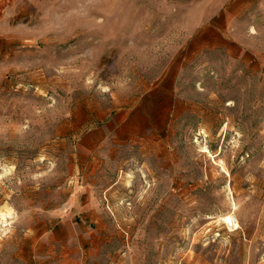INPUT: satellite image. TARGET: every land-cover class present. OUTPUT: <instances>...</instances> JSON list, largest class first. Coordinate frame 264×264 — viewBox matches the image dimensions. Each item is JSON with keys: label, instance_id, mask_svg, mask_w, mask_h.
Returning <instances> with one entry per match:
<instances>
[{"label": "rangeland", "instance_id": "1", "mask_svg": "<svg viewBox=\"0 0 264 264\" xmlns=\"http://www.w3.org/2000/svg\"><path fill=\"white\" fill-rule=\"evenodd\" d=\"M0 264H264V0H0Z\"/></svg>", "mask_w": 264, "mask_h": 264}, {"label": "built area", "instance_id": "2", "mask_svg": "<svg viewBox=\"0 0 264 264\" xmlns=\"http://www.w3.org/2000/svg\"><path fill=\"white\" fill-rule=\"evenodd\" d=\"M227 230L233 231L237 228L238 220L235 215L226 216L223 220Z\"/></svg>", "mask_w": 264, "mask_h": 264}, {"label": "bare ground", "instance_id": "3", "mask_svg": "<svg viewBox=\"0 0 264 264\" xmlns=\"http://www.w3.org/2000/svg\"><path fill=\"white\" fill-rule=\"evenodd\" d=\"M3 216H5V215H3ZM238 225H239V223L237 224V228H238ZM237 228H236V230H237Z\"/></svg>", "mask_w": 264, "mask_h": 264}]
</instances>
